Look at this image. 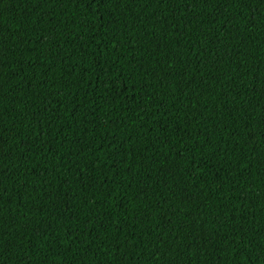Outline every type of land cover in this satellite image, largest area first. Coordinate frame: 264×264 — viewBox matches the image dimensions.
<instances>
[{
	"label": "trees",
	"instance_id": "1",
	"mask_svg": "<svg viewBox=\"0 0 264 264\" xmlns=\"http://www.w3.org/2000/svg\"><path fill=\"white\" fill-rule=\"evenodd\" d=\"M0 264H264V0H0Z\"/></svg>",
	"mask_w": 264,
	"mask_h": 264
}]
</instances>
